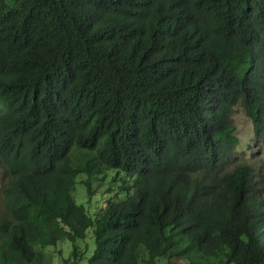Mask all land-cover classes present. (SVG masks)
Returning a JSON list of instances; mask_svg holds the SVG:
<instances>
[{
	"label": "trees",
	"instance_id": "trees-1",
	"mask_svg": "<svg viewBox=\"0 0 264 264\" xmlns=\"http://www.w3.org/2000/svg\"><path fill=\"white\" fill-rule=\"evenodd\" d=\"M14 1L0 264H44L35 247L88 230L90 264H264V165L235 121L264 137V0ZM106 180L89 214L76 187L91 202Z\"/></svg>",
	"mask_w": 264,
	"mask_h": 264
},
{
	"label": "rangeland",
	"instance_id": "rangeland-1",
	"mask_svg": "<svg viewBox=\"0 0 264 264\" xmlns=\"http://www.w3.org/2000/svg\"><path fill=\"white\" fill-rule=\"evenodd\" d=\"M2 2L5 3L9 9H14L16 7L14 0H2ZM235 121L237 125V132L241 138V144L239 146L240 150H247L249 155L254 154L255 157L259 156V159L263 161L264 165V137L260 140L255 139L251 118L247 116L242 108H237L235 113ZM249 146H251L250 150ZM81 179L83 180L84 177ZM107 181L108 180H106L104 183H102L103 181H94L93 189L96 191V194L93 196L91 202L89 201L86 194L85 186L82 184L77 185L75 192L76 201L79 205L85 206L86 211L89 214L92 212L91 205H94V203L99 200H104L111 196L110 193L106 192L107 189L110 188ZM6 182H8L7 176L2 170H0V201L3 200V187ZM75 247L77 248L79 255H81L80 259L78 260V264H90L89 258L93 254L95 248L91 230L86 232V237L84 240L77 241L76 244H72L64 239L55 247H35V250L43 255L44 264H75ZM154 264H171V262L167 258H160L155 259ZM173 264L184 263L174 260Z\"/></svg>",
	"mask_w": 264,
	"mask_h": 264
}]
</instances>
